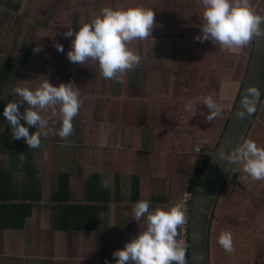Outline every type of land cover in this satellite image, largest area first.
Instances as JSON below:
<instances>
[{"label":"crops","instance_id":"1","mask_svg":"<svg viewBox=\"0 0 264 264\" xmlns=\"http://www.w3.org/2000/svg\"><path fill=\"white\" fill-rule=\"evenodd\" d=\"M58 1V9L50 16L46 15L47 0H37L33 6L36 16L45 23L48 16L54 20L49 24L50 36H43L52 42H63V51H56L58 63L70 66L67 71L76 78L80 77L76 73L80 66L85 68L84 75L79 73L81 82H77L82 97L76 114L80 116L76 122L79 135L71 143H77L83 152L74 158L68 170L45 169V162L38 157L44 147L41 142L29 175L24 163L17 164L20 168L15 169L16 164L2 151L6 156L0 158V171L10 170L17 188L31 181L33 194L38 198L32 200V213L23 228H0V264H106V261L114 264L112 252L122 248L144 226L143 218L140 221L133 218L135 202L146 199L151 210L174 204L186 190H192L196 170L220 140L245 76L244 72L240 78L239 72L248 65L253 48V38L238 52L228 51L218 42L197 39L205 23L202 0H152L148 5H139L155 10L152 31L143 39L128 42V47L140 55V63L121 73L119 80L105 78L93 58H87L83 64L71 62L67 52L74 37L65 38L56 30L67 23L75 32L99 15L102 8H112L114 1L87 0L89 4L81 6L92 9L81 20L73 17L76 11L64 13L63 9L79 4L72 0ZM12 2L0 3V7L9 9L5 11L6 26L0 20V38L11 36L12 28L7 21L12 18L10 9L17 12L20 7L19 1ZM26 2L29 6L30 0ZM250 4L262 14L264 0H250ZM128 7L127 3L121 8ZM47 24L42 28L44 32ZM35 41L33 46L40 39ZM244 51H249L248 60H240L239 54ZM14 57L19 59L20 55ZM209 95L223 105L222 111L211 120L206 119L210 109L202 99ZM188 100L196 105L195 113L185 107ZM40 114L45 117L46 111ZM8 130L12 132L10 128L5 132ZM199 146L202 150L197 151ZM63 174L69 177L68 197L64 193L59 195ZM229 182L231 179L218 205L230 189ZM58 195L60 199L56 198ZM64 203L85 206H82L84 215L75 214L76 220L68 229L63 227L65 221L59 207ZM243 205L249 206L244 201ZM224 222L225 218L217 224L222 230ZM213 228L211 251L215 264L217 247L213 237L220 234L218 228L214 234ZM177 232L179 236V226ZM217 246L225 250L219 243Z\"/></svg>","mask_w":264,"mask_h":264},{"label":"clouds","instance_id":"2","mask_svg":"<svg viewBox=\"0 0 264 264\" xmlns=\"http://www.w3.org/2000/svg\"><path fill=\"white\" fill-rule=\"evenodd\" d=\"M202 4L205 23L197 39L218 42L226 50L238 52L254 36L264 35V14L254 9L250 0H202ZM154 16L155 10L143 6L104 7L99 15L79 26L75 32L73 28H67L64 32V36L74 37L67 57L71 62L81 64L87 58H93L98 61L103 77L119 80L121 73L133 69L141 60L140 55L128 47V42L147 37L154 27ZM56 48L63 51L60 43L56 44ZM39 50V46L34 49ZM13 90L20 99L7 102L3 116L14 139L23 137L29 147H38L41 133L47 129L50 119L42 116L40 110L52 107L51 115L54 117L57 114L56 104H59L61 114L57 134L65 138L73 132V117L82 102L79 87L73 81L54 85L45 78L35 89L16 86ZM250 91L256 94L255 89ZM202 99L210 109L207 120L222 111L223 105L211 95ZM24 102L26 107L21 112L18 105ZM185 107L196 112L192 100H188ZM247 111L250 113L252 109L248 108ZM239 115L243 117L244 113ZM21 119L26 123L22 124ZM26 125H34L39 131L30 133ZM219 156L231 163L242 162L243 171L251 178L264 179V147L258 146L256 141L245 139L227 153L222 150ZM44 158H47V153ZM132 215L136 221L143 218L144 226L122 248L112 252L116 258L114 264H186L187 245L177 238L178 226L185 222V204L182 200L150 210V202L141 199L133 205ZM218 243L230 252L233 246L231 231L222 230ZM106 264L109 262L106 261Z\"/></svg>","mask_w":264,"mask_h":264},{"label":"rangeland","instance_id":"3","mask_svg":"<svg viewBox=\"0 0 264 264\" xmlns=\"http://www.w3.org/2000/svg\"><path fill=\"white\" fill-rule=\"evenodd\" d=\"M13 1H19L20 7L18 8L17 12H15V10L13 11V9H10V12H12V18L10 17V19H7V21L12 28V33H9L11 34V36L6 39L3 37L0 38V43H2L0 44V46L3 52L1 54L0 64L2 60L7 57V55H20L21 58L19 57V59H21V61L19 62V64H17L18 70L16 71V75L14 73V76L9 77V81L7 80L6 82V85L4 86V95H7L16 86L35 89L45 78L49 79V81L54 85H59V83L61 82H68L69 80H71L70 78H72L76 81V85L78 86L79 83L77 84V82H81L80 77L81 74L84 75L85 68H82L80 66V75V71H76L77 77L80 76L79 78L71 75L67 71L70 69V66L63 64L62 67L61 64L58 63L59 54L56 53V51L58 50L57 48L53 49V46L56 47L57 41L52 42V40H46L43 36H50L51 30H49V24H53L54 20H49V16L58 9L59 1L57 0L56 5H54V0H47L49 3L47 2L48 5L46 7V15L49 16L45 20L47 23L49 22L48 24L42 20L43 18H39L36 16V8L33 6V3L37 2V0H30L29 6H26V0ZM72 1L73 3L75 2L79 5L73 8L71 7L68 10H66V8H63L65 9L64 13L72 9V11H76L73 16L74 18H77V20L84 19V16L86 15V13H88L87 10L92 8L83 7L81 5H86V3H90L92 2V0H88V2L87 0H81L80 2H77L76 0ZM113 1L114 4L112 8H121L127 3L129 7H133L134 4L135 6H139L140 4L148 5L152 0H125L126 3H124V0H120L119 3L117 2V0ZM0 3L5 4V0H0ZM6 10L9 11V9L5 8V6L0 7V20L5 23V26L6 20L4 19V17H6ZM66 18H68V21L70 20L68 16ZM61 20H64V18ZM46 24L47 32H44L42 28ZM63 26L64 27L59 26L60 28L58 27L56 32L64 36V32L69 27L67 23H63ZM38 31H40L39 34ZM37 34L39 36H37ZM64 37L66 38V36ZM38 39H40L39 44H35L33 46L32 42H34L35 40L37 41ZM60 43L63 45V42ZM37 46H39L40 52L34 51ZM44 48H46V50H43ZM65 48L67 49L68 46L65 47L64 44V49ZM245 49L248 50V46H246ZM9 51L11 52V54L9 53ZM249 51H244L245 53L239 54L240 60H248ZM246 67H248L247 64L245 66V69L239 72L240 78L243 77L242 74L244 72L246 73ZM18 107L20 111L23 112L24 110H22L21 107L25 109L26 102H24V105L23 103L19 104ZM54 107L56 108L57 113L54 117L51 115L52 107H46L40 110V112L46 111L45 117H50V119L47 129L42 131L41 133L40 140L44 147L39 151L38 157L41 161L45 162V169L53 168V170H68V167H72L74 158L78 157V155L82 154L83 152V150H80L79 146H77V143L71 144L73 138L79 135L76 131V122L79 121L80 116L75 115L73 117V132L68 137L61 138L57 134L61 126L59 104H56ZM0 118L1 134L5 133L6 129L10 128V126L4 116ZM20 122L22 124L26 123L22 119ZM248 139L254 140L256 141L258 146L264 147V103L261 107L258 118L249 134ZM74 147H77V150H75ZM197 151H199L198 148ZM45 153H47L46 159L44 158ZM5 156L6 155L2 153V150H0V158L5 159ZM235 177H237V179L240 181V184L234 183ZM229 183L231 185L230 189L226 192L227 194H224L220 204L218 205L219 208L215 218L213 231L215 234V229L218 228L219 231L217 234L219 235L221 233L222 229L219 228L217 224L218 222H220V219L223 220V218H225V222L223 223V230L227 229L233 231L234 236H236V240L233 239L232 250L229 252L223 250L222 248L219 249V247L217 246L218 237H216V234L214 235L213 242L215 247H217V250L214 249L215 264H264V179L256 180L251 178L247 173L243 171L242 162H237L232 171L231 182ZM251 198L254 200L251 201ZM243 201L249 206H244Z\"/></svg>","mask_w":264,"mask_h":264},{"label":"water","instance_id":"4","mask_svg":"<svg viewBox=\"0 0 264 264\" xmlns=\"http://www.w3.org/2000/svg\"><path fill=\"white\" fill-rule=\"evenodd\" d=\"M253 39L239 95L195 189L189 244L191 264H213L211 236L216 208L237 163L224 160L219 153L222 150L227 153L248 139L264 103V35L254 36ZM251 89L256 90L255 95ZM248 108L252 109L250 113ZM241 112L243 117L239 115Z\"/></svg>","mask_w":264,"mask_h":264},{"label":"trees","instance_id":"5","mask_svg":"<svg viewBox=\"0 0 264 264\" xmlns=\"http://www.w3.org/2000/svg\"><path fill=\"white\" fill-rule=\"evenodd\" d=\"M2 51L0 49V58ZM21 59H18L12 55L2 60L0 64V113H3V109L7 102L11 100H19V97L15 94L14 90H11L7 95H4V86L6 85L9 77H13L14 73L18 70L17 64ZM29 132L38 131V127L34 125H27ZM1 147L2 151L9 155L12 161L16 164L15 169L20 168L17 164L24 163L27 166L28 174L32 175L33 172V160L36 157L37 150L40 145L36 148L29 147L25 142V138L14 139L12 132L9 130L3 133L1 136ZM209 156L205 159L203 165L196 170L194 178L191 182L192 190L196 189L198 181L202 175L205 165L209 160ZM236 183L240 184V181L236 178ZM62 190L60 193H64L66 197L69 194V177L68 174H63L61 179ZM31 181L24 182L20 188L15 186V180L10 170L0 171V228H23L26 219L32 213L33 203L38 195L33 194ZM39 194V193H38ZM56 197L57 199H60ZM84 206V205H82ZM82 206H75L70 203H64L60 207L62 215L64 216V228L68 229L69 226L75 221L74 215H84V209ZM85 207V206H84Z\"/></svg>","mask_w":264,"mask_h":264},{"label":"built area","instance_id":"6","mask_svg":"<svg viewBox=\"0 0 264 264\" xmlns=\"http://www.w3.org/2000/svg\"><path fill=\"white\" fill-rule=\"evenodd\" d=\"M199 151L202 150V147H198ZM195 198V191L186 190L180 200H182L185 204V222L184 224L179 226L180 234L178 239L183 240L187 245L185 251V260L186 264H191L190 259V226H191V215L193 209V201Z\"/></svg>","mask_w":264,"mask_h":264}]
</instances>
